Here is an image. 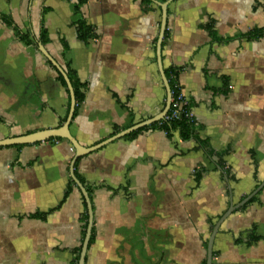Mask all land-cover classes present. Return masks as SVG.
<instances>
[{"label":"crops","instance_id":"0c3cea01","mask_svg":"<svg viewBox=\"0 0 264 264\" xmlns=\"http://www.w3.org/2000/svg\"><path fill=\"white\" fill-rule=\"evenodd\" d=\"M78 2L0 0V140L69 114L43 31L46 51L86 84L70 125L82 146L159 115L160 4L170 2L163 67L179 71L196 137L149 125L77 160L94 214L86 264H206L214 225L264 182V36L249 38L264 30V0H84L76 13ZM79 19L95 38L79 37ZM74 155L64 139L0 147V264H75L89 214ZM251 200L222 224L213 264H264V188Z\"/></svg>","mask_w":264,"mask_h":264},{"label":"water","instance_id":"95a60500","mask_svg":"<svg viewBox=\"0 0 264 264\" xmlns=\"http://www.w3.org/2000/svg\"><path fill=\"white\" fill-rule=\"evenodd\" d=\"M170 2H165L161 3L160 6L162 7V20H161V28H160V34L157 42V59H158V66L159 70L161 73V77L164 83V86L166 88L167 92V97H166V102H165V107L163 111L157 115L156 117L147 119L145 121H142L140 123H137L128 129H125L114 136L110 137L109 139H106L105 141L100 142L99 144L93 146V147H84L82 146L77 139L71 134L70 132V125L72 123V120L74 118V113L76 110V97L74 93V88L72 86V83L70 81V78L68 77L67 73L60 67V65L52 58V56L46 51L44 46L42 44L39 45L40 51L45 55L59 70L61 75L64 77L69 92H70V99H71V105H70V110L69 114L67 116L66 121L64 124L58 128L54 129H48L44 131H39L35 133H30L27 135L19 136V137H12V138H7L0 140V147H5V146H13V145H23V144H33V143H38V142H44L48 141L53 138H61L70 143L72 146V149L75 151V155L72 161L71 165V175L78 186V188L81 190L82 195L85 199L87 209H88V214H89V221H88V227L86 230V235L83 241L82 245V250L80 253V258L78 264H86V256L87 252L89 249V244L91 240V235H92V227H93V207H92V202L89 196L88 191L86 190L85 186L77 179L74 173L75 169V164L77 160L91 152H94L98 150L99 148L117 140L120 139L128 134H131L141 128L147 127L149 125H152L154 123L163 121L165 117L167 116L171 104H172V94H171V86L169 84V81L167 79V76L164 71L163 67V61H162V45H163V40L165 37V33L167 30V18H168V6ZM264 188V182L249 196L244 198L239 204L237 205H231L229 209L220 217V219L217 221V223L214 225L213 231L211 233V236L208 241L207 245V257H206V264H213V258H214V243L217 234L219 233V230L222 226V224L239 208L243 207L246 205L254 196H256L262 189Z\"/></svg>","mask_w":264,"mask_h":264},{"label":"trees","instance_id":"16d2710c","mask_svg":"<svg viewBox=\"0 0 264 264\" xmlns=\"http://www.w3.org/2000/svg\"><path fill=\"white\" fill-rule=\"evenodd\" d=\"M79 4L75 7V11L76 13L80 12V8L82 6V4L84 3V0H79L78 2ZM7 21V20H6ZM77 26H78V34L79 37L84 40V41H89L93 38L96 37L95 35V31L93 29V27L91 25H89L84 19H79V21H77ZM211 35L214 39L217 40L214 32H213V28L212 26H208ZM18 37L25 43L28 45H32V44H36V41L32 38H30V36L21 33L20 31H16ZM264 36V30L262 29H256L254 31H252L249 35L250 39H259L261 37ZM165 37H167V31L165 33ZM41 42L43 45H46L48 43V37H47V33L45 31H43L42 35H41ZM66 46V45H65ZM67 48V47H66ZM66 73L68 75V77L70 78V81L72 83V86L74 88V93H75V97H76V110L74 115L76 116L78 113V107L80 106V104L84 101L85 99V90H86V84L81 83L78 79V77L76 76L75 72L73 70L70 69L69 64L66 65ZM179 74V71L176 69H168L166 70V76L167 79L169 81V84L171 86V90L174 92V98L177 97V91H176V85H177V76ZM59 79L65 83L63 77L61 75H59ZM191 105L188 104V108L190 109ZM173 115V107L171 106L167 116L168 118H171ZM152 128H156L159 127L160 129L164 130L168 135H172L174 132H178L180 137L183 140H188L192 137H196V121L195 119H189L185 116H182L180 119H165L163 121L154 123L153 125H151ZM146 128L140 129L139 131H142ZM139 131L133 132L130 135H128L129 137H133L135 134H137ZM50 140H59V141H63V139L61 138H53ZM79 161V160H78ZM71 184H73V182H71ZM71 188H69L65 194L64 200L68 197V195L70 194ZM253 201V200H251ZM38 215H36L37 217ZM86 227V225H85ZM248 240V243L251 244L253 242L258 241L260 238L257 237L256 235H250ZM94 241V235L92 233L91 236V240H90V244ZM80 252H81V248H79L77 250V259L75 261V264H78V260L80 257Z\"/></svg>","mask_w":264,"mask_h":264},{"label":"built area","instance_id":"2783aa9c","mask_svg":"<svg viewBox=\"0 0 264 264\" xmlns=\"http://www.w3.org/2000/svg\"><path fill=\"white\" fill-rule=\"evenodd\" d=\"M176 91H177L176 93L177 97L174 98V92L171 90V94H172L171 106L173 107V115L171 118H168V116H166L165 119H180L182 116H185L189 119H195L192 108L187 109L189 103L185 99L183 93L178 88V86L176 87Z\"/></svg>","mask_w":264,"mask_h":264}]
</instances>
